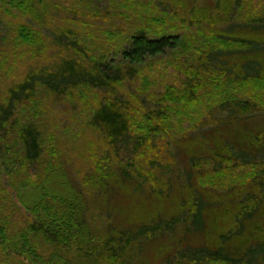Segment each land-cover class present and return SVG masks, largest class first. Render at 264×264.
Segmentation results:
<instances>
[{
    "label": "rangeland",
    "instance_id": "obj_1",
    "mask_svg": "<svg viewBox=\"0 0 264 264\" xmlns=\"http://www.w3.org/2000/svg\"><path fill=\"white\" fill-rule=\"evenodd\" d=\"M14 1L0 0V58H4L0 63V220H14L12 232L40 224L36 205L47 192L59 194L60 198L52 200L49 213L63 214L70 221L77 217V224L72 222L78 226V236L60 242L46 237L43 244L53 243L58 255L62 251L65 264H105L108 257L102 243L111 239L114 229L132 222L128 210L133 203L139 198L148 203L158 201L160 194L153 187L170 177L179 183L175 190L179 195L189 165L186 153L196 151L203 142L211 150H222L227 143L247 149L244 158L252 162L237 168L235 182L244 183L247 189L255 185L252 174L264 172V101L244 104L229 98L227 106L218 101L219 94L211 92L207 83L211 82L208 75L226 72L230 81L221 92L244 95L251 102L258 96L264 99L261 82L233 81L229 70L244 71L245 56L228 54L229 49H245L246 39L264 36V0H21L17 5ZM241 23H250L252 28L239 27ZM23 27L33 32L21 49L15 40ZM144 31L150 38L178 36L179 47L148 58L136 70L129 66L124 79H111L109 84L81 85L77 81L81 74L69 72V63L92 68L102 62L118 67L124 62L123 50L131 38ZM222 46L229 49L219 59L202 53L203 49ZM258 57L264 62V55ZM198 67L201 74L195 76L192 71ZM259 69L264 72V66ZM247 72L255 74L254 70ZM196 83L199 98L186 106V91L193 85L196 88ZM173 95H179L176 106L169 100ZM27 96L31 99L26 100ZM19 100L24 101L23 109L14 114L13 104ZM108 104L127 112L131 120L128 135L115 138L95 122L96 112ZM189 109L191 118L182 123L192 121L194 125L189 122L183 130L155 128L150 141L137 132L151 116L162 118L166 113L169 122L178 123ZM26 122L35 123L39 131L41 156L36 160L26 157L25 146L17 143V127L13 130L27 126ZM156 124L153 120L150 127ZM182 141L186 142L183 148ZM5 145L12 147L8 156L18 155L15 169L13 158L4 157ZM146 152L156 162L152 169L147 165L141 175L131 164L144 165L141 153ZM196 163L204 170L196 179L213 188L217 196L218 187L213 183L219 184L221 177L210 175L222 161L201 154ZM121 167L127 171L125 175ZM18 170L22 172L14 173ZM102 173L114 185L112 190L110 186L100 188ZM20 175L27 177L28 186H20ZM232 180L231 176L225 178ZM40 183L45 187H38ZM141 183L142 189L134 190ZM71 195L83 205L72 203ZM49 213L44 211L45 218ZM80 219L87 225L82 226ZM134 231L127 236L132 256L140 257L136 264L154 263L168 240L159 228ZM2 245L0 254L8 257L7 263H34L33 252L14 249L20 247L17 240L5 249L6 243ZM87 245L92 246L80 249ZM5 263L0 260V264ZM158 264H164L161 258Z\"/></svg>",
    "mask_w": 264,
    "mask_h": 264
},
{
    "label": "trees",
    "instance_id": "obj_2",
    "mask_svg": "<svg viewBox=\"0 0 264 264\" xmlns=\"http://www.w3.org/2000/svg\"><path fill=\"white\" fill-rule=\"evenodd\" d=\"M14 2L17 5L21 0H15ZM238 26L252 28L250 23H241ZM262 30L264 31V27H262ZM32 32V29L23 27L20 38L15 40V45L23 49L29 43ZM17 41L21 44L17 45ZM244 42L247 46L245 49L244 47L241 49H229L222 46L212 47L209 50L203 49L202 53L207 52L206 56L209 59L215 58L216 56L219 59L223 52L227 53L226 49L230 50L228 54H243L245 56L242 63L244 71L233 72L229 70L231 75L234 74L232 77L233 81L249 83V80L252 79L254 82L264 84V72H260L259 69L260 66H264V62L258 57L259 55H264V36L246 39ZM179 44L178 36L166 34L158 38H150L144 31L131 38L129 46L123 50L124 62L118 67L114 68L102 62H98L92 68L83 64L75 65L69 63L71 66L69 72L73 75L81 74L77 75V81H81L79 83L81 85L88 84L97 86L100 83L109 84L108 80H115L117 82L125 78L127 75L125 69L129 66L136 70L148 58L163 56L168 52L175 51L179 47ZM3 60L4 58H0V63ZM247 70H254L255 74H249ZM98 71L101 73L95 74ZM245 71L247 72L246 74ZM192 72L195 76L201 74L199 67ZM208 76L211 81L207 83L208 89L211 92L214 91L219 94L218 101L221 104L226 103L227 106L230 105L227 102L229 98L234 103L238 101L246 102L244 104L264 101L260 96L254 98L251 102L244 95L236 93L234 95L233 93L232 95H228L230 91L227 93L226 91L221 92V87H224L230 81L226 72L223 74H210ZM198 88L196 83V88L193 85L187 89V95L184 101L186 106H191L197 102L200 95ZM253 94H250V98L255 96ZM25 99L30 100L31 97L27 96ZM169 100L176 106L179 101V95H173V98ZM23 102L19 100L13 104L14 114L20 111L18 108L23 109ZM172 108L174 107H170V110ZM191 109L195 110L196 108L193 107ZM191 109L187 110L182 121L178 123L174 121L169 122L170 115L164 116L166 113H163L162 118L151 116L148 119L150 123L156 120L158 124L150 127L149 121L145 120V127H139L137 132L140 133V137L142 135L146 136L144 137L145 141H150L156 133L154 132L155 128L160 129V131L173 130L176 132L177 129L183 130L189 122L194 125L192 121H186L185 124L182 123L185 119L191 118ZM1 113L2 111L0 112V117ZM95 122L106 129L109 135L119 138L128 135L131 120H129L127 112L123 110V107L108 104L96 112ZM26 124L27 126L21 123V127L15 126L13 130L17 127L16 134L19 138L17 143L25 146L26 150L24 154L26 157L30 160L31 158L36 160L41 156L39 131L37 132L38 129L35 128V123L26 122ZM185 144V141L181 142L182 148ZM207 144L203 142L202 146L196 151H188L186 153L189 165L186 169L187 176L181 181L182 187L179 195L175 194L179 183L175 184L172 179L173 177H170L168 180H162L154 185L153 189L155 193L160 194V196L157 195L159 197L158 201L148 203L144 198H139L133 203L134 206L128 210V212L130 211L132 222L125 224L122 229H114V233L111 234V239L108 237L106 244L102 243L108 257L105 264H136L138 262L136 258L138 257L140 259V257L138 254L132 256L130 252L131 247H129L131 239L129 240L127 235L134 234V230L137 229L149 230L151 228H159L161 234H163L162 237L168 240L158 253V257L162 259L164 264H264V172L252 174L255 185L251 189H247L244 183L235 182L238 176L237 168L242 165L248 166L252 162V159L244 158L246 153H248L247 149L238 148L231 143H227L226 147L222 149L223 151L211 150L207 147ZM11 149V146L5 145V148L2 150L3 152L5 151L4 157L8 156L9 150ZM201 154H204L207 158H217L220 159V162L222 161V164H217L214 173L210 175L221 177L219 184L212 182L213 187H218V189H215L217 196H215L213 188L205 186L201 181L196 179L197 173L201 176L204 174V170L201 171V169L196 167L197 163L195 164L201 157ZM240 154H243L242 161L239 158ZM141 156L144 165L140 162H134L131 166L137 173L142 175V170L146 171L147 165L152 169L156 161L149 157L151 154L148 152L141 153ZM17 157L18 155L7 157L10 160L13 158L11 160L12 167ZM7 160L9 161V159ZM134 169H132V173L130 174L131 177L133 174V178L135 174ZM120 170L124 175L127 173L122 167ZM19 172L22 171L18 170L14 173L18 174ZM230 176L233 177V180L230 182L225 181V178ZM20 178L22 182L20 186H28L30 184L25 175H20ZM100 179L102 180L100 188L109 186L111 190L114 188V185L107 179L106 173H102ZM142 184L134 187V190H141L143 187ZM38 187H45V185L40 183ZM70 197L73 198L70 199L72 203L83 205L77 196L71 195ZM55 198H60V195L47 192L39 204L36 205L34 211L39 212L37 216L42 221L38 225L35 222L33 225H28L24 230L12 232L14 220H8V222L0 220V245L5 242V249L11 246L14 240H17L20 247H15L14 249L22 252L27 248L26 254L33 252V258L35 259L33 264H65L62 251L58 255L56 253L58 248L51 246L53 243L50 242L49 245L43 243L47 238L52 242H60L63 238H66L68 241L77 238L78 234H75L78 230V226L76 225L77 217L71 218L72 221L76 222L74 224L63 214H50L49 206ZM44 211L49 213L47 218L43 215ZM58 219L61 223L57 222ZM80 221L82 226L87 225L85 219H80ZM90 246L92 245L82 246L80 249L86 250ZM19 254L22 255L23 253ZM159 258L152 264H158ZM1 259L6 261L5 264H9L7 263L8 257L5 255L0 254ZM17 263L19 264L20 262L14 260L12 264Z\"/></svg>",
    "mask_w": 264,
    "mask_h": 264
}]
</instances>
